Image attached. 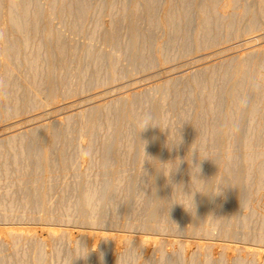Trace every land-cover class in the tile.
Segmentation results:
<instances>
[{
    "label": "rangeland",
    "instance_id": "374dc122",
    "mask_svg": "<svg viewBox=\"0 0 264 264\" xmlns=\"http://www.w3.org/2000/svg\"><path fill=\"white\" fill-rule=\"evenodd\" d=\"M13 2L0 264H264V0Z\"/></svg>",
    "mask_w": 264,
    "mask_h": 264
},
{
    "label": "clouds",
    "instance_id": "9594fccd",
    "mask_svg": "<svg viewBox=\"0 0 264 264\" xmlns=\"http://www.w3.org/2000/svg\"><path fill=\"white\" fill-rule=\"evenodd\" d=\"M261 94H264V80H261L259 77H253L245 83L242 90L237 92L236 96L234 97V103L240 111L246 112L252 108L254 100ZM150 125L154 126L152 123V116L150 113H145L138 122L137 127L139 129V132H141L144 131ZM192 151H198V149L192 147ZM192 167L193 169L197 170L195 174L198 175L200 172L199 165L198 164L192 165ZM192 179H193V175H192ZM195 192H200V191L197 190ZM195 192H193V194ZM218 193L219 191L212 192V194H218ZM193 194H189L192 196V201H193ZM102 260H103V256H101V261ZM138 260H142V256L140 255V250L138 247H133L132 245L130 246L129 250L125 253L124 256L117 258V264H136ZM164 264H167L166 254L164 256Z\"/></svg>",
    "mask_w": 264,
    "mask_h": 264
},
{
    "label": "bare ground",
    "instance_id": "6f19581e",
    "mask_svg": "<svg viewBox=\"0 0 264 264\" xmlns=\"http://www.w3.org/2000/svg\"><path fill=\"white\" fill-rule=\"evenodd\" d=\"M8 2L10 3V5L12 4V2H13V0H8ZM14 2H15V0H14ZM13 2V3H14ZM5 5V4H4ZM4 5H2V6H4ZM7 5V4H6ZM14 5V4H13ZM1 6V7H2ZM6 8L8 7V6H5ZM1 9V8H0ZM252 43V42H251ZM29 227V226H28ZM41 229V228H40ZM51 231V230H50ZM56 231V230H55ZM24 232V231H23ZM47 232L49 233V230H47ZM6 233V232H5ZM13 233H17V232H13ZM27 233V232H26ZM53 233V232H52ZM52 233H50V234H52ZM21 234V233H20ZM31 234H34V233H31ZM85 234V233H84ZM16 235V234H15ZM22 235V234H21ZM26 234H24V236H25ZM29 235V233L26 235V236H28ZM86 235V234H85ZM124 240V239H123Z\"/></svg>",
    "mask_w": 264,
    "mask_h": 264
}]
</instances>
